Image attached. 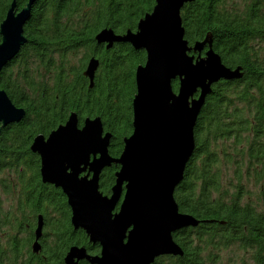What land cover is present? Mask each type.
<instances>
[{
    "label": "trees",
    "instance_id": "obj_1",
    "mask_svg": "<svg viewBox=\"0 0 264 264\" xmlns=\"http://www.w3.org/2000/svg\"><path fill=\"white\" fill-rule=\"evenodd\" d=\"M14 1L18 11L28 3V0H0V26ZM155 3V0L36 2L24 28L27 43L0 75V89L6 91L15 106L26 111V118L4 129L0 137V172L8 169L15 173L13 181L0 180L3 194L12 195L18 190L17 194L26 196L35 215L42 212L44 203H50L61 211L64 219L59 222L65 225L67 202L44 201L41 197L48 190L41 180V159L31 152V146L37 136L47 137L65 124L73 112L80 121L100 116L106 131L115 135L111 154L113 157L121 155L123 140L132 131V101L137 92L135 72L145 63L146 53L135 51L129 45L106 51L105 47L97 45L95 37L105 27L117 33L135 28L137 20ZM181 16L185 39L190 46L211 36L213 50L224 65L231 69L241 67L244 76L235 82L221 81L214 85L195 128L194 155L186 168L184 181L175 192L181 213L212 223L175 233L174 240L184 256L163 257L155 264H205L202 257L205 250L218 251L222 247L225 250L234 244L251 252L254 264H264V210L242 205L239 201L242 192L234 196L221 192L220 173L215 168L231 160L230 148L242 151L239 147L244 143H248L249 159L264 164V49L254 52L252 44L256 40L264 42V0H250L247 4L238 0H195L184 7ZM1 40L0 34V43ZM81 51L85 59L81 68H75L71 59ZM93 57L100 61V68L90 88L83 72ZM14 66L18 67L17 71H13ZM31 71L38 73V78L31 75ZM173 87L177 91L179 81L174 82ZM233 141L241 144L237 146ZM116 169L113 166L102 179L104 191L114 186ZM21 207L29 208L27 204ZM13 214L12 209L4 211L0 205L1 228L11 224ZM72 231V227H68L69 236L64 240L56 233L55 245L62 248L50 249L49 264L63 262L68 242L96 250L85 233L72 239ZM195 231L198 234L193 239L191 233ZM219 238L220 244L215 243L216 248H213V241ZM24 250L16 248L12 242L7 250L0 247V264H18ZM7 256L6 260H1ZM207 259L213 258L207 256ZM24 264L43 263L28 258Z\"/></svg>",
    "mask_w": 264,
    "mask_h": 264
},
{
    "label": "water",
    "instance_id": "obj_2",
    "mask_svg": "<svg viewBox=\"0 0 264 264\" xmlns=\"http://www.w3.org/2000/svg\"><path fill=\"white\" fill-rule=\"evenodd\" d=\"M37 1L28 0L22 11L14 1L2 22L0 74L26 45L24 28ZM194 1L156 0L153 12L141 19L137 33L128 29L125 35L116 36L112 29H105L95 37L98 45L108 44V49L116 42H125L147 52L146 64L139 66L135 75L133 133L124 139L119 158L109 155L112 135L103 137L99 117L87 118L80 128L78 115L71 113L49 136L39 135L33 141L31 151L41 159L43 183L63 189L72 208L74 228L85 230L90 241L102 248L101 256L92 257L85 248L72 247L65 264L81 260L91 264H155L163 257H183L174 234L212 223L181 213L175 192L194 155V130L212 86L240 80L244 73L241 67L224 65L213 50L211 36L189 45L181 12ZM98 68L99 60L93 57L84 74L90 88ZM176 81L178 92L173 89ZM25 116L26 111L0 90V136L7 126ZM97 155L100 157L95 158ZM112 164L120 170L111 196H105L100 191V175ZM85 168L94 172L89 180L87 176L79 178ZM118 205L120 210L115 213ZM36 233L38 240L42 225ZM33 250L39 252L38 242Z\"/></svg>",
    "mask_w": 264,
    "mask_h": 264
},
{
    "label": "rangeland",
    "instance_id": "obj_3",
    "mask_svg": "<svg viewBox=\"0 0 264 264\" xmlns=\"http://www.w3.org/2000/svg\"><path fill=\"white\" fill-rule=\"evenodd\" d=\"M238 1H240L241 4H247L250 2V0ZM252 44L253 49H255L253 50L254 52H263L264 42L262 40H256ZM84 59V52L81 51L79 54H77L71 59V65H73L75 68H81ZM262 59L264 61V55ZM31 75H33L35 78H38L39 76L38 73L34 74L32 71ZM233 143L237 144V146L241 144L240 142L237 143L234 141ZM255 143H259L257 139H255ZM247 145L248 143L240 145L239 150L242 151H237V149L230 148L232 153L230 157L231 160H225L221 162V164H218V166H215V168L220 173V188L222 190L221 192H224L229 196H234L237 195L239 192H242L243 199H245V201L242 202L243 204H246V201H249V203H251L252 201V206H258L259 210L262 211V205L264 206V182L262 181V177H264V167H261L258 162H254L249 159L250 154ZM14 174L15 173L12 170L6 169L4 172H0V180L4 179V181L6 182L13 181L11 180V178L14 179ZM240 180L241 182H239ZM255 183H257V186L255 185ZM17 192L18 190L14 194L12 192V195L3 194L2 186L0 183V205H2V209L4 211H10L11 209L13 210V212L17 211L18 195L20 193L19 192L17 194ZM197 234V231L191 233L192 238L196 239ZM204 236L208 238L207 235ZM220 241V238L213 241V248H216L215 243L220 244ZM207 256H211V258H213L211 259L212 261L208 260ZM202 257L205 260V264H254L251 252H246L242 250L236 244L230 246L225 250H223L222 247L218 252L212 249L205 250L204 255Z\"/></svg>",
    "mask_w": 264,
    "mask_h": 264
},
{
    "label": "flooded vegetation",
    "instance_id": "obj_4",
    "mask_svg": "<svg viewBox=\"0 0 264 264\" xmlns=\"http://www.w3.org/2000/svg\"><path fill=\"white\" fill-rule=\"evenodd\" d=\"M155 2H156V0H155ZM155 5H156V3H155ZM89 117L93 118L91 116H89ZM86 118H88V117H86ZM86 118H84L83 120L80 121L81 127L84 125V121ZM113 166H116V165H113ZM113 166L104 169L100 175V180H99L100 191L105 196H111V191H112L113 187H111L109 190L107 189L104 191L102 189V179L104 178L107 171L109 169H112ZM260 166L262 167V166H264V164L261 163ZM116 167H117L116 170L119 171L120 170L119 166H116ZM86 175H89L88 171H86V173H84V174L82 173L80 175V177L84 178ZM92 177H93V174L91 173L90 179ZM41 180H42V178H41ZM262 181L264 182V180H262ZM239 182H241V180ZM42 183H43V181H42ZM43 185L47 188V190H52L55 188L50 184H44L43 183ZM255 185L257 186V183H255ZM35 194L38 196V193H35ZM63 195L57 196L55 194H52L51 196H52L53 200L60 199V200H65L67 202L66 206H67L68 214H67V217L65 219V225L64 226H63L62 222L61 223L59 222V220L64 219L63 217H61V211L56 210L54 206H53V208H50L48 210V208L46 206V205H48V203H44L42 212L37 213L36 215L34 214V212L30 208L24 209L21 206H18L17 211H15L13 214L14 216L12 218L11 224L7 227H4V228L0 227V247L2 249L7 250L9 247V244L11 242L13 243L14 246H16V248H25L24 252H22V255H21L22 257L19 258L21 260L18 261V264H24V261L27 260L28 258H30L31 261L41 260L43 264H49V260L52 257V252L50 251V249L62 248V245H58V247H56V245H55V241L58 238L56 236V233L59 232V233H57L60 236L59 238L64 240L67 236H69V234H66V230L70 226L73 229L72 239L76 238L77 236L82 235L83 233H85L89 244H91L93 247H95L96 250L90 251L82 245H78V244L74 245V244H72V242H68L69 246L67 248V252L64 254L63 262L61 263L59 261L60 264H65V258L67 256V254L69 253L70 249L72 247H75V246L79 247V248H85L87 250L88 255H90L92 257L101 256V252H102L101 246L99 244L92 243L90 241V237L87 235L85 230H83L81 228L80 229L74 228V226L72 224V217H73L72 210L68 205V200H67L66 195H64V196ZM25 198H26V196L24 194L18 195V200L19 199L23 200ZM36 200H38V199H36ZM239 201H241L242 205H245L242 203L243 201H245V199H243L242 194L240 195ZM251 203H252V201H251ZM251 203H249V201H246V204H248L250 207H253ZM28 206L30 207L29 204H28ZM255 208H258V206ZM262 208L264 210L263 205H262ZM119 210H120V205H118L116 207L115 213L118 212ZM46 211H47V216H45ZM39 219L41 220V223H42V234H41V237L38 241L40 244V252L34 253L33 252V244L36 242V229L38 227ZM56 223H57V225H56ZM68 223H69V225H68ZM69 239H71V238H69ZM56 244H57V242H56ZM213 250H215V249H213ZM218 251H220V250H218ZM8 257L9 256H7L5 259H4V257H2L1 260H6ZM79 264H91V263L87 260H81V261H79Z\"/></svg>",
    "mask_w": 264,
    "mask_h": 264
},
{
    "label": "bare ground",
    "instance_id": "obj_5",
    "mask_svg": "<svg viewBox=\"0 0 264 264\" xmlns=\"http://www.w3.org/2000/svg\"><path fill=\"white\" fill-rule=\"evenodd\" d=\"M38 2V1H37ZM36 4V3H35ZM188 5V4H187ZM156 6V5H155ZM155 6H153L151 9H149V11H147V12H145V14L141 17V18H139L137 21V24H136V27L135 28H129V30L131 31V32H133V33H137L138 32V30H139V23H140V21H141V19H144L145 18V16H146V13L147 14H149V13H152L153 12V10H154V8H155ZM186 6V5H185ZM184 9V8H183ZM183 11V10H182ZM182 13V12H181ZM105 29H112V28H109V27H105V28H103L102 30H100L99 32H98V34L100 33V32H102L103 30H105ZM113 30V32L115 33V35L116 36H120V35H125L127 32H128V29H126L123 33H117L116 32V30H114V29H112ZM97 34V35H98ZM96 35V36H97ZM1 43H2V40H1ZM0 43V44H1ZM98 45V44H97ZM107 45L108 44H104L103 45V47H105L104 49L106 50V51H111V50H114L116 47H119V45H123V46H125V45H129V46H131L135 51H143V52H145L146 53V60H145V63L144 64H141V65H145L146 64V61H147V52H146V50H144V49H135L134 47H133V45L131 44V43H125V42H121V43H114L113 44V47L112 48H110V49H108L107 48ZM23 48V47H22ZM21 51V50H20ZM19 55V54H18ZM18 55L16 56V57H18ZM16 57L14 58V60L16 59ZM14 60H12V61H10L9 63H8V65L7 66H9V65H11L12 64V62L14 61ZM91 60V59H90ZM90 60L88 61V63H87V65H86V67H85V69H84V72H83V74H85V72H86V70H87V67H88V65H89V62H90ZM141 65H139V66H141ZM6 66V67H7ZM138 66V67H139ZM5 67V68H6ZM137 67V68H138ZM4 68V69H5ZM17 66H14V69H13V71H17ZM99 68H100V61H99ZM99 68H98V70H97V72H96V75H95V79H94V83H95V80H96V76H97V73H98V71H99ZM137 68H136V70H137ZM3 69V70H4ZM3 70H2V72H3ZM1 72V73H2ZM1 75V74H0ZM135 75H136V72H135ZM85 76V75H84ZM86 77V76H85ZM87 78V77H86ZM88 80H89V78H87ZM135 82H136V80H135ZM90 80H89V86H90ZM213 88H214V85L212 86V92H213ZM173 89H174V87H173ZM0 90H3V89H0ZM178 90H179V88H178ZM178 90L177 91H175V89H174V91L175 92H178ZM3 91H5V90H3ZM6 92V91H5ZM211 92V93H212ZM210 93V94H211ZM209 94V95H210ZM208 95V96H209ZM207 96V97H208ZM134 98H135V96H134ZM134 98H133V101H132V131H131V134H129L128 136H126L125 138H128V137H130L131 135H132V133H133V122H134V109H133V102H134ZM206 100H207V98H206ZM12 101V100H11ZM13 103V102H12ZM14 104V103H13ZM206 104V103H205ZM15 105V104H14ZM205 106V105H204ZM17 107V106H16ZM204 108V107H203ZM73 113H75V112H73ZM77 114V113H76ZM71 115V114H70ZM69 115V116H70ZM78 115V114H77ZM200 116V115H199ZM97 117H99L100 119H101V122H102V124H103V119L100 117V116H96L95 118H90V117H88V118H90V119H96ZM69 118V117H68ZM78 118H79V116H78ZM86 118V117H85ZM87 119V118H86ZM85 119V120H86ZM199 119V118H198ZM198 122V121H197ZM10 126V125H9ZM9 126H7V127H9ZM103 126H104V124H103ZM6 127V128H7ZM79 127L80 128H82L80 125H79ZM5 128V129H6ZM196 128V127H195ZM194 132H195V130H194ZM107 133H109V134H111L112 135V138H111V141H110V146H109V148H108V152H109V155L112 157V158H119V157H113V155L111 154V144H112V142L115 140V135H114V133L113 132H108V131H106V129H105V126H104V133H103V137H105L106 136V134ZM124 138V139H125ZM123 142H124V140H123ZM123 149H124V146H123ZM32 152V151H31ZM122 152H123V150H122ZM33 153V152H32ZM38 155V154H37ZM39 156V155H38ZM100 157V155H97L95 158H99ZM93 160H94V155H91V157H90V162H93ZM113 165H116V164H112V166ZM116 166H119V165H116ZM188 166V165H187ZM119 168H120V166H119ZM187 168V167H186ZM86 171H88L89 172V175H86L87 176V179L89 180L90 179V175H91V173L93 174L94 172H92L91 170L89 171V168H85V170H83V171H80L79 172V174H84V173H86ZM40 175H41V170H40ZM79 178H81V177H79ZM53 187H55L54 185H52ZM57 191H59V192H63V194L64 195H66L65 193H64V191H63V189L62 188H57V187H55L54 189H52V190H48L47 192L45 191V192H43V195H41V197L43 198V200L44 201H49V200H53L52 199V194H55V195H57ZM59 192H58V195L57 196H61V194H59ZM62 194V195H63ZM63 195V196H64ZM66 197H67V200H68V205H69V198H68V196L66 195ZM25 201V202H24ZM25 204H27L28 205V203H27V200H26V198L25 199H19L18 200V206H21V205H25ZM47 206V208H48V210L50 209V208H53V206L52 205H50V203L48 204V205H46ZM29 207V206H28ZM69 207L71 208V206L69 205ZM30 208V207H29ZM71 210H72V208H71ZM40 225H42V223H41V220L39 219V223H38V227H37V229L39 228V226ZM201 225V224H200ZM199 227V226H198ZM197 227V228H198ZM197 228H192V229H197ZM37 229H36V232H37ZM190 229V228H189ZM186 230H188V229H186ZM182 231H185V230H182ZM179 232H181V231H179ZM177 233V232H176ZM40 239V238H39ZM39 239L37 240V233H36V242H38L39 241ZM35 242V243H36ZM34 243V244H35ZM39 243V242H38ZM34 244H33V246H34ZM39 246H40V244H39ZM33 252H34V250H33ZM39 252H40V250H39ZM38 252V253H39ZM35 253V252H34ZM170 257H173V256H170ZM157 262V261H156Z\"/></svg>",
    "mask_w": 264,
    "mask_h": 264
}]
</instances>
